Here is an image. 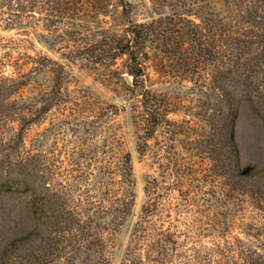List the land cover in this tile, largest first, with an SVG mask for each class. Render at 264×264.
<instances>
[{
    "label": "rangeland",
    "instance_id": "374dc122",
    "mask_svg": "<svg viewBox=\"0 0 264 264\" xmlns=\"http://www.w3.org/2000/svg\"><path fill=\"white\" fill-rule=\"evenodd\" d=\"M127 1L135 23L160 17L152 0ZM186 1L176 11L194 14ZM128 25L121 0H0V157L35 171L58 214L34 245L47 264H264V214L223 194L214 63L186 72L148 41L134 87L116 48ZM145 106L160 113L147 145ZM235 140L243 170L264 168V121L249 102ZM32 187L0 194V261L36 226ZM122 200L127 215L111 221Z\"/></svg>",
    "mask_w": 264,
    "mask_h": 264
},
{
    "label": "trees",
    "instance_id": "16d2710c",
    "mask_svg": "<svg viewBox=\"0 0 264 264\" xmlns=\"http://www.w3.org/2000/svg\"><path fill=\"white\" fill-rule=\"evenodd\" d=\"M121 1L129 25L116 48L119 49L118 54L128 56L127 68L133 77L134 87L144 88L143 59L147 55L145 49L148 41H160L163 49H166L161 51L173 53L186 72H192L200 64L210 71L214 63L216 75L208 96L214 94L218 100L216 110L219 112L220 147L216 159L219 161V175L226 187L223 194L233 201L247 199L264 214V168L243 170L235 140V124L243 102H249L256 115L264 121V0H185V5L188 2L195 10L194 14L178 13L177 8L184 6V2L178 3L180 0H152L160 17L149 23L133 22L130 18L131 4L127 0ZM191 39L197 42L196 46L189 44L188 40ZM174 40L176 50L169 51ZM142 95L143 98L148 96L146 91ZM143 102L146 104V100ZM145 113V121H148L147 145L148 137L158 126L152 119L158 118L160 113L148 108ZM122 157L127 165L123 174L130 181L131 155L125 153ZM34 173L28 172L23 160L8 165L4 155L0 157V194L15 193L17 183L24 187L33 186L31 207L36 220L35 228L14 238L5 247L0 264H47L34 241L44 224L51 230L57 227L59 222L52 218L58 214L55 213L51 197L37 182L38 178L35 176L36 181H31ZM110 173L114 174L112 170ZM128 204L122 200L120 208L112 201L111 221H115L114 217L117 216L124 219ZM95 238L97 236L91 241L94 244Z\"/></svg>",
    "mask_w": 264,
    "mask_h": 264
}]
</instances>
